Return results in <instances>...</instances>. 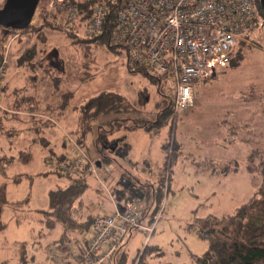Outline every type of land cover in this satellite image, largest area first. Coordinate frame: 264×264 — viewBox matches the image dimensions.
<instances>
[{"label": "rangeland", "instance_id": "1", "mask_svg": "<svg viewBox=\"0 0 264 264\" xmlns=\"http://www.w3.org/2000/svg\"><path fill=\"white\" fill-rule=\"evenodd\" d=\"M50 1L39 0L31 24H37L39 17L44 14L56 27L63 29L59 13L53 9L47 10ZM69 1L74 3L73 0ZM3 2L4 0H0V7ZM259 21H262V24L252 27L248 30L247 36H244L242 41L244 43L239 48L238 64H235L234 67L230 65L219 68L211 77L197 80L193 84V103L184 114L176 117L175 123L172 122L175 124L172 125L173 127L169 125L173 113L166 110L163 125L155 127L152 124L149 129L138 128L123 132L127 133L126 140L131 143V149L126 158L141 161L146 157L150 160L149 165L141 163L132 165L125 160H119L120 163H124L129 174L132 172L141 177L156 179L163 155V143L174 140L180 148L176 164L172 168L167 193L158 208L152 234L141 228H132L123 236L119 244L122 245L120 252L115 253L104 264L117 263L121 252L126 254L122 264H132V259L138 249H141L147 240L149 245H157L162 250L160 256L149 258V262L155 264H196L195 257L208 247L209 240L201 237L196 228L191 227L190 224L196 221V218L207 215L221 216L232 213L235 207L245 200L243 197H249L258 186L261 174L257 171L251 172V175L244 173V169L240 167L237 175L231 173L223 176L220 173L210 172L209 168L196 166L195 162L205 158L216 162L223 156L231 160L227 163L228 165H234V160L238 164L239 162L243 163L244 160L240 158L249 151L250 147L251 154H254L256 160L264 156V19L260 17ZM9 41L10 46L6 49L8 66L4 77V82L7 76L9 78L6 91L22 85L24 79L29 78L25 68L14 65L16 58L21 54L18 41L14 37H11ZM47 51H56V57L51 54L52 58L48 59ZM90 52L95 58L92 67H82L79 50L62 32L51 30L48 31V42L41 45L39 59L35 60L39 64L42 61L46 62L45 59L52 60L54 64L64 68L65 72L61 74L63 80L61 86L59 85L60 89L53 93L54 90L50 82L43 81L38 87V97L40 108H44L48 103L58 104L61 93L65 89L68 88L72 91L73 95L66 108V118L64 121L60 118L56 122L64 128L66 133L71 134L70 129L75 127L78 105L100 91H115L126 96L130 101L136 98L139 91H143L142 93L146 95L147 99L146 104L144 106L138 104L136 106L138 112L135 109L131 110L122 115L124 117L126 115L133 118L145 116L152 119L157 111L163 112L164 106L174 102V82L151 68L138 71L128 68L125 49L115 47L110 50L103 45L93 44L90 46ZM32 76L35 77L34 74ZM156 76H159V79ZM0 105L2 106L0 108V134L6 130L15 132L12 127L14 125L16 127L17 125L18 127L23 126L22 123L26 120L11 117L13 110L5 106L2 99H0ZM74 106L77 108L75 109ZM34 115L39 116L38 112H35ZM113 116L115 114L110 113L100 120L110 119ZM20 117L22 116L20 115ZM230 118L233 119L231 120L232 129L225 132L226 129L218 128L220 124L224 126V119L227 121ZM67 119L68 122H65ZM96 124L97 122L83 137L82 149L92 161L99 159L94 145ZM123 124H130V121H125ZM172 128L171 134L170 129ZM25 132L13 136L15 144H9L5 135L0 136V154L5 152L9 154L17 151L18 148L26 147L24 149L31 153L32 160L12 165L9 167V172L35 174L44 170L45 167L47 169L42 157L45 149L41 144H32V136L26 139ZM49 133L53 134L52 139H58L60 128L58 125L57 129L51 127ZM225 133L229 136L225 137V141L226 138L232 140L231 149L217 150L215 143L218 136L222 138ZM170 134L173 135V138L170 137ZM116 135L119 136L120 132ZM57 141L55 140L53 143H57ZM19 143L20 146H18ZM16 144L18 145L16 146ZM234 148L235 153L233 152ZM70 150L72 151V148ZM243 150L247 151L244 155H242ZM217 168L219 169V167ZM116 169L118 171L117 167ZM116 169L112 164L105 165L104 163L96 167V174L103 179V185L99 184L95 174H90V189L87 194L91 202H95L93 201L94 196L98 192L94 190V185H100L101 188L105 186L106 191L110 190L112 180L109 177L114 176ZM2 180L4 179L0 174V181ZM64 181V176L59 179L54 174H48L36 177L31 186L25 181L17 186L9 184V197L13 200L22 198L31 190L33 198L30 197V205L32 208H38L44 204L42 200L45 199V189L49 186L54 187L56 183H64ZM77 212L74 211L76 215ZM26 214L16 224H13L12 218L15 217L13 213L7 219V225L0 233V264H24L21 257H24L28 264H57L58 253L61 252L58 251L59 249L52 250L55 244L52 242L54 237L50 235V232H45L43 224L35 219L36 215L32 209L26 210ZM89 231L90 229L84 231L87 237L90 235ZM58 232L60 231L58 230ZM214 238L220 237L215 235ZM80 239V233L76 234L74 238L72 237L71 247L76 252L78 249L74 240L79 241ZM28 242H32L37 251L34 248L20 249V244L26 245ZM43 243L50 244L43 247ZM35 252L41 256L36 259L32 258Z\"/></svg>", "mask_w": 264, "mask_h": 264}, {"label": "trees", "instance_id": "2", "mask_svg": "<svg viewBox=\"0 0 264 264\" xmlns=\"http://www.w3.org/2000/svg\"><path fill=\"white\" fill-rule=\"evenodd\" d=\"M73 1L78 6L79 17L69 28L60 29L56 27L44 14L39 17L37 24L32 25V23L21 31L11 28L5 34L6 30L0 26V41L9 40L11 37L16 38L18 41V48L21 54L20 57L16 58L14 65L25 68L29 77L24 79L22 85L17 84L18 86L6 91L9 80L7 77L2 86L0 99H2L5 106L13 110L11 117L23 118L26 122L23 121L24 125L21 129L15 126L13 127L15 132L6 130L0 136L5 135L9 144H15L13 142V136L26 131V139L32 136V144L38 143L44 147L45 152L42 156L44 162L47 157L59 159L72 154L70 150L71 146L68 148L66 136L59 142L63 145L62 148L64 150L62 151H57L56 145H53L54 141L46 137V129L54 126V121L51 118H61L65 115L66 108L73 95L72 91L68 88L65 89L61 93L58 104L52 105L48 103L44 108H40V99L38 97L40 83L49 81L54 90L53 93H56L60 89V84L63 80L61 74L65 72L63 67L54 64L52 60H48L52 58L51 54L53 57H56V51H47L48 59H45L46 62L42 61L40 64L35 62V60L39 59L38 56L42 43L46 44L48 42V31H60L73 43L79 50L82 67L91 68V65L94 63L95 58L90 52V46L93 44L103 45L110 50L115 49V47H120L112 43L110 39L115 25L113 6L110 4L107 5L104 23L99 33L93 36H87L83 34L82 26L92 12L93 1ZM255 1L259 16L264 19V9L261 7L259 0ZM242 41H237L230 53L229 63L222 67H228L230 65L234 67L235 64H238V60L240 59L239 48L244 43ZM30 73L34 74L35 77L33 78ZM156 78L159 79V76H156ZM142 92L139 91L133 101H130L126 96L115 91H100L88 97L83 103L78 105L76 122H74L75 127L70 129V133L73 136L68 133L66 135L73 138L82 148L84 144L83 137L92 128L94 123L97 122L94 145L99 154L98 161L100 162V166L104 163L105 165L112 164L114 169L116 167L118 168L114 176L109 177L112 180L110 187L112 198L120 208L124 206L126 201L138 200L143 206L141 224L151 226L155 222L160 203L167 193L172 168L176 164L180 146L174 140L163 143V155L161 164L158 166L160 169L157 177L156 179L146 178L132 172L129 174L124 163L119 162V160H125L132 165H137L138 163L126 158L130 144L124 139L123 135L117 136L116 134L136 128L149 129L152 124L155 127L163 125L165 123L164 116L166 115V110H170L173 113L169 123L172 126L175 125L172 122L175 123L176 117L184 113H174L172 102L164 106L162 109L164 110L163 112L157 111L152 119L145 116L136 118L127 115L125 117L122 116L134 109L138 112L139 110H137L136 106L138 104L142 106L146 104V95H143ZM74 108L76 109L77 106H74ZM35 112H42L44 115L36 116L34 115ZM110 113H114L115 116L110 119L100 120L107 117ZM125 121H130V124H123ZM170 132L172 134L173 128L170 129ZM171 134L170 137L173 136ZM20 145L19 143L18 146ZM24 148L26 147L18 148L17 151H13L14 153L10 152L8 154L5 152L4 154H0V174L4 179L0 181V232L5 229L7 219L12 216V213L15 215L12 220L14 223H17L23 219L22 216L27 215L26 210L32 209L36 215L35 219L43 224L45 232H50V235L54 237L52 239V242L55 243L54 246L56 245L60 248L64 244H71L72 237L74 238L76 234H79L78 230L88 231L90 229L91 220L94 216V214L87 211V204L89 202L87 193L90 189V174H86L88 163H85L82 169L71 176H65L61 172L49 167L47 169L45 167L44 170L35 174L9 172V167L12 165L18 164V162L27 163L32 160L31 153ZM254 157V154H249L245 162L248 172L257 171L261 174V180L252 194L241 202L232 213L222 214L221 216L207 215L202 218H196V221L190 224L191 227L196 228L201 237L209 240L208 247L195 257L196 264H264V156L258 160ZM96 161L92 162L98 167ZM234 161V165H228L227 163L219 164L211 159L205 158L195 163L196 166L209 168L210 172L226 174L230 171L237 170L239 164L236 160ZM141 164L148 165V160L142 161ZM48 174H54L59 179L64 176L65 181L64 183H56L54 187L49 186L45 189L43 205L38 208L31 207V190L22 198L10 199L9 184L17 186L25 181L31 186L36 177ZM98 187V185H94L93 188L99 192L100 189ZM74 211H78L77 215ZM143 230L148 232L146 229ZM150 232L152 234L153 228ZM215 235L220 238H214ZM121 246L118 245L115 253L120 252ZM25 247L26 245H22L21 250L23 248L25 249ZM161 254L162 250L157 245H149L147 240L144 246L138 249L132 259V264H155L149 262V258L153 256L157 258ZM125 255V252H121L118 262L115 264H122ZM20 259L23 260L24 264H28L24 257Z\"/></svg>", "mask_w": 264, "mask_h": 264}, {"label": "built area", "instance_id": "3", "mask_svg": "<svg viewBox=\"0 0 264 264\" xmlns=\"http://www.w3.org/2000/svg\"><path fill=\"white\" fill-rule=\"evenodd\" d=\"M92 1V12L82 26L83 34H98L107 5L113 6L112 43L125 49L126 65L131 70L151 68L174 82V113H184L192 105L194 82L208 78L229 63L237 41L243 40L249 29L262 24L255 0ZM47 8L59 13L64 29L79 17L78 6L69 0H51ZM9 46V40L0 41V92ZM66 140L72 154L59 159L47 157L45 165L71 176L88 163L86 174H95L97 178L94 162L73 138L66 135ZM142 213L143 206L138 200L126 201L120 208L113 199L112 210L93 216L89 237L78 230L82 235L75 242L78 252L71 258L66 255L62 264H104L132 227L152 229L154 223L141 224Z\"/></svg>", "mask_w": 264, "mask_h": 264}, {"label": "crops", "instance_id": "4", "mask_svg": "<svg viewBox=\"0 0 264 264\" xmlns=\"http://www.w3.org/2000/svg\"><path fill=\"white\" fill-rule=\"evenodd\" d=\"M8 77V76H7ZM6 77V78H7ZM211 77V76H210ZM6 80V79H5ZM42 114H44V113H42V112H38V115L39 116H43ZM66 114V113H65ZM231 116V115H230ZM233 116V115H232ZM66 118V115H64L63 117H61V119H63V121H64V119ZM58 119H60V118H55V117H52L51 118V120H53L54 121V128H56L57 129V125H58V127L60 128V133H59V138L58 139H52V135L53 134H51L50 135V133H49V130H50V128H48L47 130V132H46V137H48L49 139H51V140H53V141H55V140H58L57 141V143H53V145H56V150L57 151H62V150H64V148H62L63 147V145H61V143H59V142H61L62 140L61 139H63L65 136H66V132H65V130H64V128H62L59 124H57L56 122H58ZM68 119H70V117H68ZM68 119L67 120H65V122H68ZM71 120V119H70ZM231 120H233L232 118H230V120H228L227 119V121L224 119V121L223 122H225V124H224V126H222L221 124H220V127H218V128H220V129H226V130H224L225 132L227 131V130H229V129H232V126H233V124H231ZM62 121V120H61ZM71 122H72V120H71ZM17 123V122H16ZM23 125H24V123H22ZM228 125H230V126H228ZM12 127H15V125L14 126H12ZM17 127H18V125H17ZM19 128L21 129L22 127H20L19 126ZM136 129H138V128H136ZM144 129V128H143ZM133 130H135V129H133ZM49 133V134H48ZM149 134V133H148ZM120 135H123V137H124V139H127L128 138V135H127V133H121L120 132ZM219 135V134H218ZM226 136H228L227 135V133H225V134H223L222 135V138L220 137L219 138V136H218V140H217V142L215 143V148L217 149V150H225V149H231V147H230V144H231V141L232 140H228V138H226V141H225V137ZM229 137V136H228ZM61 140V141H60ZM240 140V139H239ZM239 142H241V140L239 141ZM129 144H130V149H131V143L129 142ZM217 144H219V145H217ZM68 145V144H67ZM69 146V145H68ZM65 149H66V147H65ZM129 149V150H130ZM245 151L246 150H243V152H242V155H244V153H245ZM251 151H252V149H251V147L249 148V151L242 157V158H240V159H243L244 161H243V163H241V162H239V165H238V167H237V170H235V171H230L229 173H226V174H223V173H220V175H223V176H226V175H228V174H231V173H234V175H237L238 173H239V168L241 167L242 169H244V173H248V174H251V172H248L247 171V169H246V166H245V162H246V159H247V156L249 155V154H251ZM233 152L235 153V148L233 149ZM222 153V152H221ZM230 154V153H229ZM130 161H133V162H138V163H141L142 161H144V160H148V165L150 164V160H149V158H143V159H141V161L139 160H132V159H129ZM229 161H231L230 159L228 160V159H226L225 157H223V156H221L218 160H216V162H220L219 164H226V163H228ZM201 167H203V166H201ZM203 168H205V167H203ZM252 175V174H251ZM97 181L99 182V184H102V183H100L103 179H101V178H99L98 176H97ZM109 183H110V181H109ZM103 185V184H102ZM99 187V189H100V191L99 192H96V194H95V196H94V200L93 201H95V202H91L90 200H89V202H88V204H87V211L88 212H91L92 214H97V213H99V212H109L110 210H112V208H113V199H112V196H111V194H110V190H108V191H106V189L105 188H101L100 187V185H98ZM256 188V187H255ZM101 189H104V190H101ZM29 192V191H28ZM27 192V193H28ZM26 193V194H27ZM25 194V195H26ZM24 195V196H25ZM32 198H33V196H32ZM44 198H45V192H44ZM247 197L245 196V197H243V199H246ZM11 200H13V198H11ZM45 199H43L42 201H44ZM43 205V204H42ZM236 208V207H235ZM13 224H16V223H14V221H13ZM1 233V232H0ZM79 235V234H78ZM80 236H81V238H82V235L80 234ZM48 243H43V247H46V245H47ZM49 245V244H48ZM76 245V244H75ZM77 246V245H76ZM20 249L22 248V245L20 244ZM18 248V247H17ZM25 248H30V249H32V248H34V250L35 251H37V249H35L36 248V246L32 243V242H28L27 244H26V247ZM53 249H59L58 251L59 252H63L62 254L60 253H58V258H57V264H62V262H63V259L65 258V256L66 255H68L70 258L72 257V256H74V255H76L77 254V252H78V250H77V252H76V250L75 249H72V247H71V244H64V245H62L60 248L59 247H57L56 245L52 248V250ZM77 249H78V246H77ZM15 250H16V247H15ZM62 250V251H61ZM69 251V252H68ZM70 253V254H69ZM41 256V254H39V253H37V252H35L34 253V255H32V258H34V259H36V258H39ZM65 260V259H64Z\"/></svg>", "mask_w": 264, "mask_h": 264}, {"label": "water", "instance_id": "5", "mask_svg": "<svg viewBox=\"0 0 264 264\" xmlns=\"http://www.w3.org/2000/svg\"><path fill=\"white\" fill-rule=\"evenodd\" d=\"M39 0H4L0 7V26L6 30H23L27 28L33 19ZM264 9V0H259ZM96 165L100 166L97 160Z\"/></svg>", "mask_w": 264, "mask_h": 264}]
</instances>
